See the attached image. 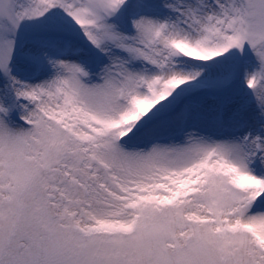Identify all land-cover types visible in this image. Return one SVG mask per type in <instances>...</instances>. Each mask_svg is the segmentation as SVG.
<instances>
[{
    "label": "snow or ice",
    "instance_id": "1",
    "mask_svg": "<svg viewBox=\"0 0 264 264\" xmlns=\"http://www.w3.org/2000/svg\"><path fill=\"white\" fill-rule=\"evenodd\" d=\"M0 264H264V0H0Z\"/></svg>",
    "mask_w": 264,
    "mask_h": 264
}]
</instances>
